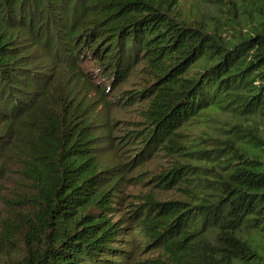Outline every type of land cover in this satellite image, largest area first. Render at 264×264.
<instances>
[{
    "label": "trees",
    "instance_id": "1",
    "mask_svg": "<svg viewBox=\"0 0 264 264\" xmlns=\"http://www.w3.org/2000/svg\"><path fill=\"white\" fill-rule=\"evenodd\" d=\"M206 1L253 23L220 29L184 17L180 0H0V179L18 165L34 203L26 247L6 262L264 264V0ZM88 60L113 88L91 81ZM135 72L146 82L129 98L150 125L136 160L179 155L157 178L184 198L149 197L115 219L126 169L106 92ZM212 112L249 132L187 145ZM134 233L160 253L138 258Z\"/></svg>",
    "mask_w": 264,
    "mask_h": 264
},
{
    "label": "rangeland",
    "instance_id": "2",
    "mask_svg": "<svg viewBox=\"0 0 264 264\" xmlns=\"http://www.w3.org/2000/svg\"><path fill=\"white\" fill-rule=\"evenodd\" d=\"M239 1L242 0H238ZM247 2H254L255 0H244ZM259 5V1H255ZM178 12L184 17L189 19H202L212 25L221 24L222 27H228L235 19L242 18L240 28L246 29L245 24L253 23L248 15L242 16L243 10L241 8L235 9L233 5L227 3L226 5H217L206 0H180L177 6ZM218 27V26H217ZM223 33H227L223 31ZM83 67L92 76L90 79L93 82H98L99 85L111 87V79L102 81L100 75L105 71L99 66L95 65L92 60H88L83 64ZM146 78L140 72H135L124 83L122 89L115 93L112 91L106 92L108 100L114 101V107L109 115L111 116L112 130L110 136L113 142L121 145L119 147V159L125 163V181L123 184L124 200L122 207L116 205L117 208L114 213V218H118L122 212L129 213L131 209L138 208L141 204L145 203L147 198L153 197L158 201H166L171 199H182V191L173 187H163V181H159L157 176L169 169L175 164L176 158L179 155L173 156L170 153L161 151L158 155H153L143 159L136 160L137 155L140 153L139 138L146 134L150 125L142 116L143 103L134 101L129 98L130 95L139 91L142 85L145 84ZM115 87V86H114ZM127 91V92H125ZM110 94V95H109ZM118 96V98H117ZM139 98V97H138ZM239 119L231 118L221 113H209L204 119L194 122L188 126L185 140L197 142L203 137L219 136L224 139L226 137L235 138L238 135L247 134L248 121L241 120V129L236 125ZM207 132L208 135L204 134ZM210 134V135H209ZM256 134L264 136V130L257 129ZM132 135H135L134 137ZM129 137L131 143L129 144ZM215 143L213 140H208V143ZM209 148V147H208ZM191 149H184L182 152ZM213 153V152H212ZM143 160V161H142ZM5 166V163H4ZM22 173L21 168L15 163L10 164L8 167V174L5 178L0 179V234L3 232L2 240L0 241V264H10L6 262L8 256L5 255L7 248H15L16 251H23L25 243L23 242V234L28 229V222L26 221L29 214L33 210L34 203H31L29 198V186L21 183ZM143 234L134 233L136 242L142 240V244L138 249V258L150 257L154 258L159 253L158 247L145 248V241L141 239ZM12 261V260H11ZM9 261V262H11Z\"/></svg>",
    "mask_w": 264,
    "mask_h": 264
}]
</instances>
